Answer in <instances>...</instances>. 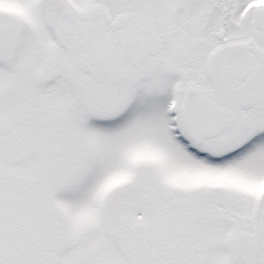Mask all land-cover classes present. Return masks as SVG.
<instances>
[{"label":"snow or ice","instance_id":"obj_1","mask_svg":"<svg viewBox=\"0 0 264 264\" xmlns=\"http://www.w3.org/2000/svg\"><path fill=\"white\" fill-rule=\"evenodd\" d=\"M0 264H264V0H0Z\"/></svg>","mask_w":264,"mask_h":264}]
</instances>
